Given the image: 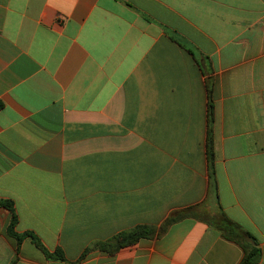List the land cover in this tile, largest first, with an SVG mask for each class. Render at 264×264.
I'll list each match as a JSON object with an SVG mask.
<instances>
[{"label":"crops","instance_id":"crops-1","mask_svg":"<svg viewBox=\"0 0 264 264\" xmlns=\"http://www.w3.org/2000/svg\"><path fill=\"white\" fill-rule=\"evenodd\" d=\"M264 264V0H0V264H240L244 249L187 218L211 190Z\"/></svg>","mask_w":264,"mask_h":264},{"label":"trees","instance_id":"trees-1","mask_svg":"<svg viewBox=\"0 0 264 264\" xmlns=\"http://www.w3.org/2000/svg\"><path fill=\"white\" fill-rule=\"evenodd\" d=\"M2 105L0 104V109ZM213 123H214V105L212 100L209 104V132H208V160L211 169V190L209 198L203 204L191 206L181 211L174 212L158 230L155 226H137L131 230L123 231L112 239L105 242L94 243L91 247L85 250L80 260H83L91 251H101L108 254H115L122 248L132 246L142 239L153 238L159 231H164L173 224L187 218H193L207 223L210 227L221 232L222 236L229 241L240 245L245 256L240 264H258L262 257V250L258 240L248 231L244 230L240 225L233 222L227 217L219 200L218 185L215 177V152L213 140ZM0 206L8 209L11 212V221L8 226V235L17 241L18 251L23 240L31 237L33 243L41 249L48 260L56 262H67L64 253L61 249L54 252L49 251L43 246L39 239L31 233L18 234L15 231L17 224V216L14 212L12 202L0 201ZM12 264H15L14 262Z\"/></svg>","mask_w":264,"mask_h":264}]
</instances>
